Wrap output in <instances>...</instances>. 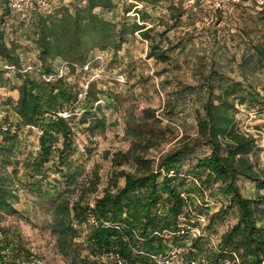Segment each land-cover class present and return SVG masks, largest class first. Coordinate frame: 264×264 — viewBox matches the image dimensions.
Instances as JSON below:
<instances>
[{
  "label": "trees",
  "instance_id": "16d2710c",
  "mask_svg": "<svg viewBox=\"0 0 264 264\" xmlns=\"http://www.w3.org/2000/svg\"><path fill=\"white\" fill-rule=\"evenodd\" d=\"M9 1L0 0V87L9 91L0 98V221L17 213L15 203L26 190L50 205L49 228L67 264H117L103 256V249L156 264L150 254L161 256L171 243L184 239L186 254L201 264H264L263 147L255 133L238 124L242 107L264 114V32L255 39L245 31L249 37L244 38L245 49L240 57L232 56L240 71L236 77L214 56V29L211 59L197 62L194 70L198 82L178 81L166 91L173 83L167 75L161 84L167 92L162 108L147 106L137 113L132 89H120L117 81L106 85L100 79L84 87L80 79L86 68L100 61L99 54L108 51L117 58L137 35L149 42L148 58L171 62L172 53L186 47L185 39L166 38L170 27L159 31L146 21V7L161 0H141L144 9L129 0H59L51 11L26 16L11 12ZM169 6L170 19H180L187 10L179 3ZM228 10H218L212 18L220 22ZM107 12L114 14L109 18ZM10 13L18 17L10 24L14 36L6 26ZM256 18L264 24V2ZM31 47L34 63L26 64L23 55ZM63 64L67 70L59 75ZM189 96L197 104V131L151 157L150 151L173 134L171 124ZM107 110L122 115L124 137L131 144L106 151L111 168L95 211L101 219L120 224V229L90 224L87 199L100 185V165L85 178L93 147L80 149L77 144V133L86 134L92 144L98 134L119 123ZM32 134L36 148L28 147ZM204 147L207 150L201 152ZM239 178L254 184L253 194L242 191ZM211 202L218 205L216 210ZM184 205L189 207L190 222L194 214L192 224H203V216L207 220L202 234L178 233L177 217ZM230 215L235 220L218 230L216 224ZM1 230L5 236L0 237V264H39L19 233Z\"/></svg>",
  "mask_w": 264,
  "mask_h": 264
},
{
  "label": "rangeland",
  "instance_id": "374dc122",
  "mask_svg": "<svg viewBox=\"0 0 264 264\" xmlns=\"http://www.w3.org/2000/svg\"><path fill=\"white\" fill-rule=\"evenodd\" d=\"M130 3L138 4L141 0H129ZM264 0H238L233 7L230 5L228 13L220 22L215 21L212 15L202 13L195 7L193 0H161L156 5H148L146 7V14L149 15L147 23L149 25L156 24L157 30L162 31L166 27H170L164 37H170L173 41H178L184 38L186 47L184 49L177 48L172 53L173 60L169 63H158L154 59L147 57L149 50V42L140 38L139 35L131 43H126L124 48L119 52L117 58H112V53L104 51L99 54L98 61L93 67L86 68V72L82 75L80 83L86 87L87 82L92 79H100L106 85H113V81L119 82L120 89L129 90L136 95L132 99L136 103V112L140 113L142 108L151 106L155 109H160L165 103L167 92L176 87L178 81L185 83L196 84L199 75H194V70L197 62L210 61L209 41L214 38L211 34L214 29L215 36V53L214 56L228 73L236 77H240V71L237 68V62L233 60L232 56L240 57L246 46L244 38H249L245 31H249L250 37L255 39L261 38L264 32V24L257 20V11L260 9V4ZM181 4L186 12L178 19H170V4ZM236 3V2H235ZM141 9L145 8L144 2ZM3 11V6L0 5V13ZM117 13L121 14V8H117ZM176 13V11H175ZM113 12H107L106 15L111 18ZM18 21V17L10 13L6 18V26L12 33L11 23ZM29 43V42H26ZM166 44V41H164ZM25 63H34V54L32 47L30 52H25L23 55ZM101 57V58H99ZM131 62L133 66L131 70L127 64ZM66 65L60 66V69H65ZM165 69V70H164ZM170 75L173 79L171 85L166 86V91L163 90L161 84L162 80ZM75 75H71V78ZM9 91L5 87H0V98H5ZM181 104L176 115L177 120L171 125L174 129L173 134L169 139L162 142L156 149L150 151L151 157H158L163 152L176 146L180 137L185 134H194L197 131L194 110L197 104L189 100ZM107 113L112 119L118 118L119 123L109 127L104 135L98 134L91 144L86 134L77 133V144L80 149L90 144L93 147V152L87 159L86 168L83 176L88 178L92 175L94 166L100 165L101 182L96 191L88 196V203L95 199L103 192V188L108 183L109 171L111 162L106 156V151H115L117 149H127L131 141L124 137V124L122 115L118 113ZM238 124L243 129L251 131L256 134L259 139L263 151L260 153V163L264 166V114L257 118H252L250 110L241 108L238 113ZM37 139L35 134L29 137L28 147L36 148ZM207 148H202L201 152L206 151ZM131 169L130 166H125ZM120 183H124V178H120ZM239 185L242 191L251 195L254 192V184L245 179L239 178ZM87 203V205H88ZM212 210H216L218 205L212 204ZM17 213L6 215L0 221V229L7 228L9 231L19 233L32 249L35 258L39 264H67L65 259L60 255L57 249L56 237L51 233L49 225L52 221V213L50 205L46 199L38 198L29 191L22 190L20 193V200L15 203ZM209 206H205V208ZM204 208V209H205ZM204 217V216H203ZM191 223H195L194 214L191 216ZM205 218V217H204ZM235 220L234 215H230L226 221H220L216 224L218 230L225 229L228 224ZM200 224V230L205 227L207 220ZM3 227V228H2ZM214 234V233H213ZM216 235V233L214 234ZM5 232L0 231V237H4ZM186 241L180 240L177 245L185 246Z\"/></svg>",
  "mask_w": 264,
  "mask_h": 264
},
{
  "label": "built area",
  "instance_id": "2783aa9c",
  "mask_svg": "<svg viewBox=\"0 0 264 264\" xmlns=\"http://www.w3.org/2000/svg\"><path fill=\"white\" fill-rule=\"evenodd\" d=\"M196 2L198 8L202 13L207 15H213L218 10L229 9L230 5L237 2L238 0H193ZM59 0H10L8 7L11 12L19 14L22 16L30 15L35 11H51L57 4ZM138 6L142 4L138 3ZM130 13L135 14L134 11ZM101 58V57H99ZM31 68V67H29ZM64 73V69H60V74ZM51 77H48L49 80ZM65 115L67 113H64ZM250 115L252 118H257L259 113L256 108L250 109ZM96 200L92 199L87 205V213L90 224L99 225L103 224L106 226H114L118 229L121 228L120 224H112L109 221L103 220L96 215ZM189 207L184 205L181 212L177 217V228L179 234H188L190 237L202 234L199 225H194L189 221ZM205 221V218H201ZM186 247L182 245H176L171 243L167 251L161 255L156 256L150 254V257L156 262V264H201L200 260L194 256L186 254ZM103 256L109 257L116 261L117 264H144L141 261H133L123 257L114 249H103Z\"/></svg>",
  "mask_w": 264,
  "mask_h": 264
}]
</instances>
